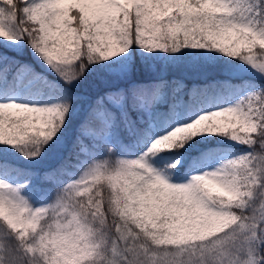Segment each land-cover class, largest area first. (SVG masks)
Listing matches in <instances>:
<instances>
[{"label":"snow or ice","instance_id":"obj_1","mask_svg":"<svg viewBox=\"0 0 264 264\" xmlns=\"http://www.w3.org/2000/svg\"><path fill=\"white\" fill-rule=\"evenodd\" d=\"M0 264H264V0H0Z\"/></svg>","mask_w":264,"mask_h":264}]
</instances>
